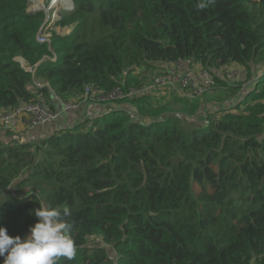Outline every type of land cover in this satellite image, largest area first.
<instances>
[{"label": "trees", "instance_id": "obj_1", "mask_svg": "<svg viewBox=\"0 0 264 264\" xmlns=\"http://www.w3.org/2000/svg\"><path fill=\"white\" fill-rule=\"evenodd\" d=\"M32 1L0 0V112L48 98L45 85L64 100L137 87L150 81L137 70L178 61L209 70L221 96L213 113L209 95L172 94L178 109L142 97L49 133L0 127V226L23 238L41 201L71 196L77 255L58 264H264V0H72L56 23L71 31L49 46Z\"/></svg>", "mask_w": 264, "mask_h": 264}, {"label": "built area", "instance_id": "obj_2", "mask_svg": "<svg viewBox=\"0 0 264 264\" xmlns=\"http://www.w3.org/2000/svg\"><path fill=\"white\" fill-rule=\"evenodd\" d=\"M40 8L37 9L42 10L40 12L44 13L45 18L36 33L35 40L38 44L49 46L51 31L61 34L62 29L56 26V23L60 21L63 11L73 10L72 0H44ZM34 12L30 11V13ZM44 59L54 61L55 56ZM28 71L31 72V69ZM240 74L238 68L230 66L221 72V77L233 84L240 80ZM35 86L43 87L38 84ZM45 86L50 91L48 98L37 96L33 101H23L12 109L0 112V127L22 136L27 132L41 129L46 124L59 123L69 114H78L90 107L105 106L118 101L142 97H154L160 100L172 94L189 100L202 98L211 94L216 89L217 83L209 70L193 63L187 66L186 63L178 61L164 65L149 82L137 87L123 89L121 86H115L108 92H102L94 85L84 84L76 100L61 99L48 85Z\"/></svg>", "mask_w": 264, "mask_h": 264}, {"label": "clouds", "instance_id": "obj_3", "mask_svg": "<svg viewBox=\"0 0 264 264\" xmlns=\"http://www.w3.org/2000/svg\"><path fill=\"white\" fill-rule=\"evenodd\" d=\"M208 3L210 0H200L197 7L204 9ZM31 214L36 222L23 238L10 236L8 229L0 226V264H58L61 257L75 259L77 245L65 219L72 215L71 210L65 207L61 211L41 201Z\"/></svg>", "mask_w": 264, "mask_h": 264}, {"label": "rangeland", "instance_id": "obj_4", "mask_svg": "<svg viewBox=\"0 0 264 264\" xmlns=\"http://www.w3.org/2000/svg\"><path fill=\"white\" fill-rule=\"evenodd\" d=\"M38 1L39 0H34L33 1V3H31L30 4V6L28 7V10H27V12L29 13L30 11H35L34 13H37V12H40V11H42V10H40V9H37V8H33L35 5H37V3H38ZM43 2H44V0H43ZM43 2H42V4H43ZM71 31V28H63V30H62V32H61V34L62 35H67V34H69V32ZM52 32H55V31H51V33ZM61 34H58L59 36H61ZM53 60H55V59H53ZM17 62L18 61H20L19 63L21 64V66L23 67V68H25L26 70H30V68H28L27 66H26V63L22 60V59H20V58H18L17 60H16ZM194 64V63H193ZM236 67V66H235ZM237 68V67H236ZM155 68H154V70L153 71H148V72H145V70L144 69H139V70H137L135 73H136V78H135V80L137 81V78H138V80L139 81H141L143 78H144V81L143 82H146V81H148L149 79H151L152 77H154L155 76ZM136 81H134L135 83H136ZM220 93L221 92H215L214 94H212V95H215V96H213V97H216L217 95V97L216 98H210L212 95H209V97H207V98H203V100L202 101H204L206 104V107H213V108H211V109H209V112L210 113H213V112H216L217 110L216 109H218L217 108V105H216V103H218V97H220L221 95H220ZM224 98V97H223ZM163 99V101L164 102H171V106H173V107H171V108H173V109H178V106H176V103H174V102H172L173 100H169L170 99V96H166V97H163L162 98ZM222 105H223V108L224 109H227L228 108V106L225 104V102L224 103H222ZM206 111H207V108H206ZM189 121V120H188ZM187 121V122H188ZM14 192V191H13ZM15 193V192H14ZM72 202V197L71 196H65V197H56V198H54V199H49V200H47L46 201V203L49 205V206H52V207H55V208H57L58 210H63V208L64 207H67L70 203ZM66 220H67V222H69V217H67V218H65Z\"/></svg>", "mask_w": 264, "mask_h": 264}, {"label": "crops", "instance_id": "obj_5", "mask_svg": "<svg viewBox=\"0 0 264 264\" xmlns=\"http://www.w3.org/2000/svg\"><path fill=\"white\" fill-rule=\"evenodd\" d=\"M63 30V29H62ZM191 63H186L187 66H189ZM163 67V66H162ZM160 67V68H162ZM76 115L77 114H69L68 116L64 117L62 120L59 121V123H57L56 125L59 126L60 129H64V128H69V127H72V124H68L67 121L68 120H72L74 121L75 118H76ZM40 132L41 134L43 133H49V132H45V131H42V128L39 130H36V132Z\"/></svg>", "mask_w": 264, "mask_h": 264}, {"label": "bare ground", "instance_id": "obj_6", "mask_svg": "<svg viewBox=\"0 0 264 264\" xmlns=\"http://www.w3.org/2000/svg\"><path fill=\"white\" fill-rule=\"evenodd\" d=\"M42 2H43V0H39L38 3H37V5H35L33 8H40V7H42Z\"/></svg>", "mask_w": 264, "mask_h": 264}, {"label": "water", "instance_id": "obj_7", "mask_svg": "<svg viewBox=\"0 0 264 264\" xmlns=\"http://www.w3.org/2000/svg\"><path fill=\"white\" fill-rule=\"evenodd\" d=\"M18 62H20V61H18ZM40 63H38L36 66H38Z\"/></svg>", "mask_w": 264, "mask_h": 264}]
</instances>
